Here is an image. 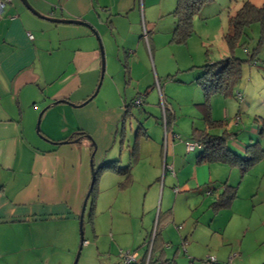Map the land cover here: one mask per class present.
Segmentation results:
<instances>
[{"label":"crops","instance_id":"obj_1","mask_svg":"<svg viewBox=\"0 0 264 264\" xmlns=\"http://www.w3.org/2000/svg\"><path fill=\"white\" fill-rule=\"evenodd\" d=\"M26 1L43 17L78 20L85 25L49 22L33 15L19 0H11L0 17V264H45L54 251L74 253L81 207L92 180L91 164L94 170L106 162L118 165L123 152L126 166L131 165V184L121 189L123 177L117 181L121 176L114 171L98 176L91 189L94 198L89 195L84 212L85 216L89 205L93 240L85 245L86 251L91 250L105 264L120 262L122 251L114 252L113 237L97 230L94 211L106 204L111 212L121 200L130 212V192L137 186L139 193H146L145 200L150 195L149 210H156L154 221L159 219L160 233L148 264L153 258L156 264H196L194 256L180 257L178 249L169 258L172 248L166 251L170 247H165L162 227L172 220V214L155 207L161 192L157 182L163 179L164 185L168 175L170 182L185 187L184 192L204 190L213 202L220 184L233 186L236 178L230 179L237 168L198 163L199 153L194 158L191 152L195 149L188 150L178 141L180 137L170 131L172 124L166 129L162 121L163 130L156 124L151 133L135 116L124 117L130 95H125L126 85L137 81V91L150 89V64L153 62L151 68L158 76L156 53L164 45L174 44L176 18L172 12L177 0ZM102 61L106 87L88 101L100 81ZM136 68L142 69V77L147 75L143 84L141 76H134ZM147 89L144 94L136 92L131 101L140 95L145 98ZM129 118L136 120V132L131 127L127 131ZM235 141L238 151L243 146ZM208 187H214L212 194ZM108 192L114 195L105 200ZM234 201L224 209H230ZM109 222L112 225L114 218ZM156 227L157 223L151 234H144V241L149 234L155 236ZM135 253L144 264L146 252Z\"/></svg>","mask_w":264,"mask_h":264},{"label":"rangeland","instance_id":"obj_2","mask_svg":"<svg viewBox=\"0 0 264 264\" xmlns=\"http://www.w3.org/2000/svg\"><path fill=\"white\" fill-rule=\"evenodd\" d=\"M244 1H250L256 6H260L264 2V0H211L204 4L192 18V32L185 44H166L158 49L155 56L158 76L155 69L153 73L152 62V65L150 64L151 86L148 85L150 89L146 88L147 94L144 103L130 108L133 116L137 120L140 119L143 125L146 124V128L148 127L151 133L156 124L163 130L164 106L175 116L170 131L177 134L180 137L178 141L184 145L190 143L188 137L193 132L192 126L195 128L204 127L200 110V104L203 103L204 97L200 87L194 82L201 72L196 67H201L209 62H218L231 54L224 36L229 29V16L238 10ZM246 35L243 38L245 45L235 47L232 54L236 58L246 59L248 54L256 49L255 61L242 64L239 78L232 85L227 96L213 95L208 102L211 118L226 121L225 129L234 135L237 144L245 146L258 142L264 149V131L258 133L254 125L255 119H257L259 126L261 127L262 124L264 126V34L261 40V28L256 23L246 30ZM140 42L146 56L147 50L144 47V42L143 40ZM159 64L161 65L158 66ZM141 71L142 69L136 68L134 76L136 78L141 76L143 80L141 79L140 84H143L147 75L142 77ZM154 74L157 76V84ZM133 80L135 81V79ZM126 86L128 89L125 95H130L125 102L130 104L131 99L136 96V92L140 91H137V81ZM105 87L102 80L99 90L102 88L104 91ZM146 89L144 88L139 94H144ZM238 91L242 93L241 100L238 99L240 96ZM98 94L99 91L95 98ZM140 96L143 97V95ZM130 127L136 132L138 125L135 119L129 118L127 121V131H130ZM134 132H132V136L130 135L132 141ZM210 132L218 133L214 129ZM230 146L233 148H231L232 150L236 151L231 143ZM198 153L197 149L191 152L194 158ZM125 155L123 152L122 161L118 163L121 168L127 164ZM235 170L232 179H230L236 178L233 183V186L237 187L234 204L230 209H222L217 212L209 208L212 199L204 190L202 192L197 190L184 192L185 187L176 185L175 181L170 182L168 175L164 185L163 179L157 182L163 195L161 192L158 194L155 207H158V211L161 213L170 210L172 214V220L164 223L162 227L165 247H170L166 251L169 252L172 248L169 258L178 249L180 257L181 255H184L185 258L194 256L196 264H209L207 262L209 259L214 261L212 264H264V153L262 159L243 176ZM111 175L117 177L115 174ZM243 178L244 183L240 184L239 182L243 181ZM107 179L104 181L107 182ZM121 179L122 177L117 181ZM175 186L178 187V192H175V188H177ZM111 192L105 195V200L110 195H114V193L110 194ZM145 196L146 193H139V187L136 186L134 192H130L132 207L130 212L127 207L123 208L121 200L111 212L105 208L106 204L95 209L94 217H96L97 230L108 232L113 237L111 243L114 252L122 251V253L130 252L131 254L138 252V256L146 252L145 256L147 257L148 243L152 239L150 234L155 223L158 224V218L156 217V221H154L155 214L157 215L156 210L153 213L150 212V195L146 200ZM89 208L88 205L82 230L84 241L91 244L93 239L92 225L88 220ZM101 209L103 210L100 211ZM112 217L114 222L110 225L109 221ZM142 217L145 220H140ZM148 218H151L150 221ZM149 232V237L144 241V234L148 236ZM115 239L118 242L116 247ZM77 240L79 247V224H77ZM78 247L70 255L54 251L53 257L49 261L44 260V262L45 264H72ZM86 249V246H82L77 264H105L100 260L101 258L96 259L91 250L86 251ZM153 261L152 264H156Z\"/></svg>","mask_w":264,"mask_h":264},{"label":"trees","instance_id":"obj_3","mask_svg":"<svg viewBox=\"0 0 264 264\" xmlns=\"http://www.w3.org/2000/svg\"><path fill=\"white\" fill-rule=\"evenodd\" d=\"M211 0H177L176 7L172 15L176 18L175 28L173 30L172 38L175 44H185L186 39L191 35L192 18L197 14L200 8ZM258 23L261 28V40L264 32V2L260 6H256L249 1L242 2L240 8L229 16V29L224 36V40L231 51L228 57L223 58L216 63H205L199 68L201 74L195 78L194 82L200 87L203 93L204 101L200 104L202 112V120L204 122L203 129L193 128V132L189 137L190 143H193L199 154L196 157L198 163L207 164H223L228 167H235L239 170V174L247 173L255 163L262 159L264 153L263 147L258 143L248 144L243 146L240 150H232L234 135L225 129L226 121H214L211 118L209 98L213 95L220 94L227 96L232 85L235 84L239 78L241 66L245 62L255 61L254 57L257 50H253L248 54L246 59H239L233 56L232 52L235 47L244 46L243 38L246 37V30L251 25ZM260 45V43H259ZM144 98V97H143ZM142 104L144 99H142ZM136 101V99H135ZM134 100L130 104L124 106V117L130 115V108L136 106ZM141 104V105H142ZM165 107V106H164ZM165 109V127L171 125L174 117ZM257 132L262 133L264 126H259V121L255 119L254 123ZM216 130L218 133L213 134L210 130ZM232 148V149H231ZM131 165L123 168L117 165L116 161L103 163L98 169L94 170V184L97 182L98 176L104 171H114L123 180L119 183L121 189L127 188L131 184L130 175ZM221 189L219 195L213 200L209 208L217 212L224 208H228L236 199L237 187L228 185L226 182L220 184ZM209 194H212L214 187H208ZM94 189L90 193V199L94 198ZM89 220H92V210L89 211ZM159 221V219H158ZM159 224V223H158ZM155 229L154 241L151 253L155 249L156 241L158 239L160 230L159 225ZM208 262V260H207ZM209 263V262H208Z\"/></svg>","mask_w":264,"mask_h":264},{"label":"water","instance_id":"obj_4","mask_svg":"<svg viewBox=\"0 0 264 264\" xmlns=\"http://www.w3.org/2000/svg\"><path fill=\"white\" fill-rule=\"evenodd\" d=\"M22 5L28 10L30 11L33 15L39 17V18H42V19H45L49 22H52V23H60V24H73V25H85L83 22L81 21H78V20H62V19H53V18H47V17H43L41 15H39V13H37L30 5L29 3L26 1V0H19ZM97 39V38H96ZM99 50L101 52V54H103V51H102V48L101 46H99ZM103 74H104V63L102 61V64H101V74H100V81L93 93V95L88 99V101H90L93 97H95V95L97 94L98 90H99V87H100V84H101V81H102V77H103ZM86 101V102H88ZM64 102V101H63ZM54 105L57 104V102L53 103ZM41 114V113H40ZM37 130H39V122L37 121ZM91 169H92V180H91V185H90V188H89V191L83 201V204H82V207H81V212H80V216H79V247H78V250L76 252V255H75V258H74V261L72 264H77V261L79 259V256H80V252H81V248H82V242H83V233H82V222H83V216H84V212H85V209H86V204H87V201H88V198H89V195H90V191L93 187V184H94V168H93V165L91 164Z\"/></svg>","mask_w":264,"mask_h":264},{"label":"built area","instance_id":"obj_5","mask_svg":"<svg viewBox=\"0 0 264 264\" xmlns=\"http://www.w3.org/2000/svg\"><path fill=\"white\" fill-rule=\"evenodd\" d=\"M10 2H11V0H0V17L2 16L6 6ZM142 32H143V38H144L145 42L147 43L148 36H147V32H146L144 27L142 28ZM29 37L31 38L30 35H29ZM241 98H242V95L240 94L238 99L241 100ZM142 101L143 100L140 97V98L136 99L134 104L137 105V106H140L142 104ZM163 121L165 123V107L163 108ZM186 147L188 148V150H193L196 146L193 143H191V144L188 143V144H186ZM152 242H153V240L151 239V242L148 243L149 253H148L147 257H146V261H145L144 264H148V262H149V256H150V252H151V248H152ZM119 256H120V262L118 264H137L138 257L136 255V253L131 254L130 252H126V253L120 252ZM208 262L211 263V264L214 263V261L211 260V259H209Z\"/></svg>","mask_w":264,"mask_h":264},{"label":"flooded vegetation","instance_id":"obj_6","mask_svg":"<svg viewBox=\"0 0 264 264\" xmlns=\"http://www.w3.org/2000/svg\"><path fill=\"white\" fill-rule=\"evenodd\" d=\"M82 226H83V224H82ZM82 233H83V230H82ZM83 236V235H82ZM88 244V242L87 241H84V239H83V242H82V246H85V245H87ZM82 249V248H81ZM137 264H141V260L140 259H137Z\"/></svg>","mask_w":264,"mask_h":264}]
</instances>
